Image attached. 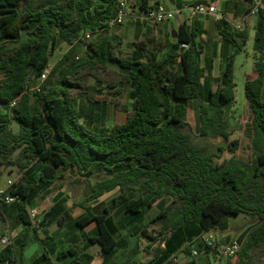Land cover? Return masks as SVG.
I'll return each instance as SVG.
<instances>
[{
  "label": "trees",
  "instance_id": "obj_1",
  "mask_svg": "<svg viewBox=\"0 0 264 264\" xmlns=\"http://www.w3.org/2000/svg\"><path fill=\"white\" fill-rule=\"evenodd\" d=\"M120 1L0 0V178L13 166L20 174L7 188L20 202L0 203V214L10 215L14 227H31L27 209L34 207L36 198L53 193L58 183L59 188L64 183L84 184L96 174L104 178L95 180L91 194L74 204L84 209L75 225L82 229L95 225L98 234L90 242L101 246L104 259L116 251L118 227L108 208L97 212L86 203L118 191L115 201H124L128 215H142L156 202L162 205L149 222L159 227L157 235L143 229L158 242L151 264H166L172 242L186 241L189 226L201 233L225 231L230 217L237 215L256 223L238 238L241 249L228 264H260L264 257V0L258 6L253 44L257 76L244 84L251 111L245 129L251 141L250 161L235 156L239 142L231 136L238 128L229 107L236 100V56L244 50L249 30H236L228 20L218 22L219 36L231 52L221 77L213 80L197 21L185 20L173 29L175 34L167 33L164 50L133 41L126 43L130 52L116 53L114 42L120 36L106 23L117 14ZM151 1L137 0V6L146 10ZM246 2L251 13L256 0ZM198 3L204 1L191 5ZM98 29L82 59L76 60L75 41ZM62 44L69 50L53 65L40 92H28ZM110 63L119 70L110 68ZM89 77L97 83L94 90ZM126 84L132 89L131 109L116 102L127 113L126 121L106 131L96 124L94 111L104 105L95 97L103 92L99 88L116 89L119 94ZM80 99L88 111L79 107ZM193 100L197 132L187 120ZM199 243L203 251V240ZM0 264H22L13 243L1 249ZM182 264L198 263L193 259Z\"/></svg>",
  "mask_w": 264,
  "mask_h": 264
},
{
  "label": "rangeland",
  "instance_id": "obj_2",
  "mask_svg": "<svg viewBox=\"0 0 264 264\" xmlns=\"http://www.w3.org/2000/svg\"><path fill=\"white\" fill-rule=\"evenodd\" d=\"M196 1L197 0H193L192 3ZM204 1L212 2V0H204ZM163 2L166 3V5L171 6L170 0H163ZM230 2L231 4L235 5L232 9L233 11L234 10L240 11V13H235L234 15L235 18L239 19L238 23H236L238 27H235V26L234 27L236 28V30H241V28L243 27V22H244L247 25V28L249 30V35H250L251 27L249 25L248 19L253 14L251 15L248 13V9H249L248 3L246 2V0H230ZM222 3L223 2L219 0V2L217 3V6L222 5ZM221 10L225 13L223 6ZM255 14L257 15V12H255ZM226 17L227 19L231 21L230 16L226 15ZM205 18H206L205 20L207 21L209 20L211 22L214 20L211 17H205ZM253 18L254 20H256L257 16H253ZM128 23L129 22L126 21L123 25L115 27L113 31L118 35L117 29L122 28ZM136 28L137 29L139 28L140 32L136 31V33L132 34V36L129 37V39L131 40L130 42L145 41L147 42L150 48H158L160 50H164L165 39H166L167 33L173 31L171 22L167 24H163V25H155L152 23H140L139 25L137 24ZM23 35L25 36L26 33L24 32ZM124 39H128V38L119 37V39L117 40L118 42H114L115 52L120 53L121 55L130 52L129 49H127L126 47V43H129V41L126 42L124 41ZM253 44H254V32H252L251 35L249 36V40L244 50L236 56L235 68H234V80L237 85L236 86V100L232 102L229 106L230 111L232 113V117H233V123L238 128L237 131L231 136V140H238L239 142V147L235 153V156L244 161H250L251 156H252L251 141L245 134L247 123L250 120L251 111L245 99L244 84H245V75L247 73H251L254 68V60H255L254 56L256 52L254 50ZM68 50H69V46L65 44L60 45L52 53L50 68H52L53 65L56 63V61H58L63 56V54L66 53ZM230 52H231V48L229 47V45L225 44L222 41L221 37L218 42H214V43L210 42V45L208 46L206 53L203 55V57H204L205 62H209L211 57H214L217 60L216 67L213 68L214 70L212 74L213 80H216L221 77L225 59L227 56H229ZM76 55H81V59H82L84 52L80 47L78 48V52L75 54V56ZM109 66L112 69L119 70L118 65L115 63H110ZM87 81L91 87V90H94V88L97 85L95 80L92 77H89ZM120 88H121V93L119 94L115 93L116 89L109 90L106 87L99 88V89H102L103 92L98 93L95 97L97 100H99V105L101 107L104 105L102 109H97L94 111V114L97 117L96 124L103 127V129L106 131H109L115 124L124 123L126 121L127 113L123 111L122 109L116 107L117 101H119L121 105L128 106L131 109V104H132V99L130 97V92L132 90L131 86L126 84V85H122ZM78 103H79L80 108L83 107L85 109V112L89 110V107H87V105L84 103L82 99H80ZM187 120L192 125L193 130L197 132L198 127H199V121H198L197 103L195 100L190 102ZM11 128L14 132L18 131V127L15 122H12ZM17 153L18 152H16L14 156H16ZM225 157H229V155H225ZM2 178L4 179V182L6 185V182L8 180H11L13 182L17 181L20 178V174L18 173L16 166H13V167L6 168L4 170V175ZM103 178L104 176H98L94 174L91 177L84 179V184L74 183L73 185H69L68 183H64V185L61 188H65V195H60V196H63L62 200L64 202L65 201H68L70 203L79 202L81 198L88 197L91 194V188H92L93 182L97 179H103ZM58 186H59V183L56 184L55 191L51 194L54 195L58 190L61 189ZM43 202L44 201H42L40 197L36 198L32 202V205L34 207L39 208L42 212L41 213L42 224L40 228L33 229L32 227H29V229L23 230L22 233L16 237L18 228L14 227L15 224H14V220L12 219V217L10 215H7V217H4L3 215L0 214V232L2 230L7 231L8 226L9 228L11 227L10 232H11L12 238L14 239V242H13L14 248L16 251V255L19 257L20 249H23L21 245L25 246V240H24L25 233L27 231H32L31 234L33 236L30 235L28 237L26 246L27 247H29V245L31 247L34 246L35 240H37L36 244L39 247V243H40V246H42V250L40 254H38L37 256H32L29 250H25L24 264H43V262L45 261H48L49 263H52V264H58L59 263L58 261L59 252L58 251H64V253L66 254L65 261L67 262H72L74 264H85V262L82 260V258L79 255H74L73 253L69 251V247L72 244H69L64 239L62 240L61 238L55 239L54 243L56 246L54 250L51 252L48 249V244L46 243L47 239H45V237L42 238V235H40L39 240L36 239L39 234L45 233L47 229L51 227L52 224L56 223V221H60L61 223H66L68 221V220L66 221V219H68V217H66V214L64 213L60 214V213L54 212L53 210L48 212L45 209L46 207H49V203H48L49 200H47L46 203H43ZM97 202L98 201H93L89 203L95 206V209L97 212H101L104 205L103 203L97 205ZM117 210L118 211L115 212L116 217H118V215L120 214V208ZM159 211L160 209L158 208V206H151L145 209L142 215H137V216L128 215V217H126L127 218L126 221L130 220L131 218H134L131 224L132 229H135L138 226L139 227L143 226L144 228L147 229V234L156 236V233L159 227L156 225L149 226L148 222H150L154 217H156ZM255 223L256 221L254 219L250 217H246L244 215L232 216L229 219V222H228L229 225L226 230H229V232H232L235 235V237L240 238L248 230V228L246 227L250 228ZM67 230L69 231L74 230L72 234H76V235L81 234V232H85L82 230V228L76 225L73 226L71 224L69 225V227H67ZM214 231L219 233L221 230H212L211 232H214ZM94 232L98 233V231H94ZM139 232L140 230L137 233ZM208 233L209 232H206L204 234L207 235ZM42 239L44 240L43 242H42ZM81 241L82 239L79 238V243ZM50 247L52 248V246ZM56 248H59L58 251H55ZM150 248L151 247L149 246L148 250H150ZM45 250H47V252ZM210 262L211 264H228V261L221 259L217 255L211 256ZM89 264H92V262H90ZM260 264H264V257L262 258Z\"/></svg>",
  "mask_w": 264,
  "mask_h": 264
},
{
  "label": "crops",
  "instance_id": "obj_3",
  "mask_svg": "<svg viewBox=\"0 0 264 264\" xmlns=\"http://www.w3.org/2000/svg\"><path fill=\"white\" fill-rule=\"evenodd\" d=\"M159 1L160 3H163L166 5V3L163 2V0H156ZM193 0H170L171 6L166 5L168 8L173 9V10H180L181 12L176 16L175 20L171 22V26L173 29H178L179 25L184 22L185 20L189 23L192 24L193 22H199L200 24V30L202 34L199 37V41L204 43L207 48L210 45V42H218L220 40V36L218 35V22L214 19L212 22L205 20V17H198L195 20H190L187 18V11H185V8L191 6ZM204 1V0H203ZM219 2V0H212L209 2L204 3H212L216 4ZM222 5H219L218 8L221 9L223 6V9L226 13V15L230 16L231 21L227 19L233 26L238 27L236 23H238V18H235L234 15L235 13H240V11L237 10H232L233 7L235 6L234 4H231L230 0H221ZM221 7V8H220ZM253 14L252 16L249 17V25H250V35L252 32L255 34V28L258 22V16L251 11ZM253 16H257V19L254 20ZM127 22H129L127 25L123 26L120 29H117V33L120 37H125L128 39H124L126 42H130L131 40L129 39L132 34L136 33V31H139V28L137 29L136 26L137 24L139 25L141 22H137L133 20L131 17L128 18ZM176 23V24H175ZM177 25V26H175ZM243 28H247V25L243 22ZM248 29V28H247ZM162 33V32H161ZM163 35V34H161ZM118 42V41H115ZM211 57V56H210ZM217 60L214 57L210 58L209 64L211 65V77L214 72L213 68L216 67ZM257 76L256 72L254 71V68L251 73H247L245 75V81L253 80ZM3 179V178H2ZM4 182V179H3ZM60 195H65V188H61L58 190L54 195L50 194L46 196L45 198H40L43 203H46L47 200H49V207H46L45 209L50 212L54 211L57 213H64L66 214V223H61L60 221H56V223L52 224L51 227L47 229L45 233L39 234L36 239L39 240V236L42 235V238L45 237L47 239L46 243L48 244V249L49 251H53L55 248V239L61 238L64 239L66 242L69 244H72L69 247V251L73 253L74 255H79L82 260L86 263L92 262V264H151L150 262L153 259L154 256V251L158 247V242L154 241L152 238L149 237V235L143 233L144 227H137L135 229L131 228V224L134 218H131L130 220L126 221V217H128V214L125 212V203L123 200H118L115 201V198L119 196L118 191L110 192L102 197H100L97 202L98 204L103 203V209L108 208L109 213L108 216L111 217L118 227V232L116 233V239H117V247L115 253L108 259H104L103 257V251L102 248L99 244L91 243L90 239L97 236V228L95 225H90L86 229H82L85 232H81V234H72L74 231H69L67 230V227L69 225L75 226V220L82 216L84 214V209L80 206H74V203H70L68 201H63L62 198L63 196ZM67 200V199H66ZM72 204V205H71ZM87 205H91L90 203H86ZM94 206V205H93ZM152 206H158V208L161 210L162 205L159 202H156ZM120 208V214L118 217H116L115 212H117ZM101 211V212H102ZM47 212V213H48ZM159 213V212H158ZM157 213V214H158ZM65 218V216H64ZM149 223V222H148ZM147 225V224H146ZM145 225V226H146ZM6 230H2L0 232V237L3 234H9L11 236L10 228L9 226L7 227ZM17 235L16 237L22 233L23 230L29 229L27 226H18L17 227ZM249 228V227H246ZM140 230L139 233H137ZM32 231H27L24 236L25 240V246L23 249H20L19 257L18 259L21 261L22 264H24V258H25V250H29L31 252L32 256H37L40 254L42 250V246L39 247L36 244L37 240H35V245L27 247V239L31 234ZM157 235V233H156ZM33 236V235H32ZM188 238L185 241L184 239H181L180 241L177 242H172L170 250H173L172 255L170 256V259L173 258L174 256L179 255V257L182 259V263H185L190 260H195L198 264H211L210 262V257L215 255L212 252H207V253H201V255L197 258H193L191 256V253L195 250L201 252L199 250V240H204L205 238H208L209 236H214L219 242H230L231 240L237 239L238 237H235V235L232 232H229V230L226 231H220L219 233L217 232H209L207 235L204 233H201L200 230L196 226H189L188 228ZM79 238L82 239V241L79 243ZM12 243L14 242V239L12 238ZM17 240V238H16ZM44 240L42 239V242ZM52 241V242H51ZM45 243V242H44ZM54 243V244H53ZM79 244V246H78ZM46 245V244H45ZM52 246V248L50 247ZM151 247L150 250H148V247ZM163 248H165V244L162 245ZM145 247L144 251H141V248ZM1 245H0V251H1ZM47 249V250H48ZM59 248H56L55 251H58ZM47 250H45L47 252ZM101 251V252H100ZM183 251H186L188 255L183 253ZM58 264H74L72 262H67L65 261L66 254L64 251H58ZM229 263V262H228ZM43 264H52L49 263L48 261L43 262ZM155 264V263H154Z\"/></svg>",
  "mask_w": 264,
  "mask_h": 264
},
{
  "label": "built area",
  "instance_id": "obj_4",
  "mask_svg": "<svg viewBox=\"0 0 264 264\" xmlns=\"http://www.w3.org/2000/svg\"><path fill=\"white\" fill-rule=\"evenodd\" d=\"M262 0H256V4L252 10L253 13L258 11V6L261 4ZM188 15L187 18L190 20H195L198 17H211L217 22L227 20L226 14L218 8L216 4L212 3H198L185 8ZM180 10H173L168 8L163 3H158L156 0H152L146 10H141L137 6V0H121L118 5L117 14L109 19L106 23L109 29H114L117 26L123 25L128 18H132L135 21L141 23H152V24H167L175 20L176 16L180 13ZM101 29L96 31H86L82 33L79 39L75 41V45H78L83 52L87 49L90 42L96 37ZM76 60L81 59V55L75 56ZM51 68H47L38 79L37 83L27 89L28 92L37 91L40 92L42 84L47 80ZM16 101H14L11 106H15ZM13 181L8 180L2 183L0 187V203L13 204L20 202L18 196H12L7 192V187H11ZM28 215L31 221V227L33 229L40 228L42 224L41 210L37 207H30L27 209ZM12 243L11 236L9 234H3L0 237L1 248L4 249ZM204 250L199 252L197 250L193 251L191 256L197 258L201 253L212 252L223 260L228 262L234 260L236 255L241 249V242L237 239L231 240L230 242H219L214 236H209L203 240ZM145 247L141 248L144 251ZM166 264H182V259L179 256H174Z\"/></svg>",
  "mask_w": 264,
  "mask_h": 264
},
{
  "label": "water",
  "instance_id": "obj_5",
  "mask_svg": "<svg viewBox=\"0 0 264 264\" xmlns=\"http://www.w3.org/2000/svg\"><path fill=\"white\" fill-rule=\"evenodd\" d=\"M172 34H175V30L172 31ZM2 183H3V179L0 178V187H1Z\"/></svg>",
  "mask_w": 264,
  "mask_h": 264
}]
</instances>
